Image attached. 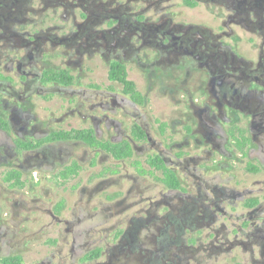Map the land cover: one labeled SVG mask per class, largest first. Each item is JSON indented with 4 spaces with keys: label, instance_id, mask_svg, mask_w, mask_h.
Wrapping results in <instances>:
<instances>
[{
    "label": "flooded vegetation",
    "instance_id": "1",
    "mask_svg": "<svg viewBox=\"0 0 264 264\" xmlns=\"http://www.w3.org/2000/svg\"><path fill=\"white\" fill-rule=\"evenodd\" d=\"M0 264H264V0H0Z\"/></svg>",
    "mask_w": 264,
    "mask_h": 264
},
{
    "label": "trees",
    "instance_id": "2",
    "mask_svg": "<svg viewBox=\"0 0 264 264\" xmlns=\"http://www.w3.org/2000/svg\"><path fill=\"white\" fill-rule=\"evenodd\" d=\"M121 80H122V82L126 83L127 86H130V87L134 86L131 82H127L125 78H122Z\"/></svg>",
    "mask_w": 264,
    "mask_h": 264
},
{
    "label": "rangeland",
    "instance_id": "3",
    "mask_svg": "<svg viewBox=\"0 0 264 264\" xmlns=\"http://www.w3.org/2000/svg\"><path fill=\"white\" fill-rule=\"evenodd\" d=\"M144 80L141 81V83L139 84L140 87H143L144 86Z\"/></svg>",
    "mask_w": 264,
    "mask_h": 264
}]
</instances>
